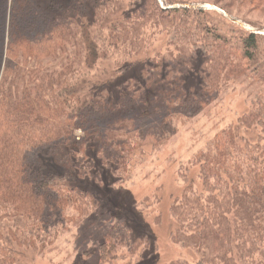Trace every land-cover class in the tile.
<instances>
[{"label": "trees", "instance_id": "1", "mask_svg": "<svg viewBox=\"0 0 264 264\" xmlns=\"http://www.w3.org/2000/svg\"><path fill=\"white\" fill-rule=\"evenodd\" d=\"M253 12L264 0H0V264L44 254L100 206L101 187L127 179L138 152L258 69ZM189 164L172 240L197 261L170 264H264V91ZM147 245L119 220L100 263Z\"/></svg>", "mask_w": 264, "mask_h": 264}, {"label": "rangeland", "instance_id": "2", "mask_svg": "<svg viewBox=\"0 0 264 264\" xmlns=\"http://www.w3.org/2000/svg\"><path fill=\"white\" fill-rule=\"evenodd\" d=\"M248 9L243 7V11ZM247 16L264 25L263 13L253 12ZM219 26L226 27L228 31L224 32L231 34L227 20L220 21ZM159 42L163 43L162 37ZM259 57L261 66L258 69L249 70L233 82L197 116L185 117L184 121L172 125L162 145L148 146L144 152H138L127 179L115 187H101L100 206L73 224L44 254L28 264H101L99 241L119 220L128 223L133 236H147L149 245L136 248L134 253L131 249L120 250L122 257L114 264H170L178 259L195 263L196 253L172 240L175 220L171 203L183 189L180 172L216 133L256 106L258 96L264 91V52ZM256 133H259L258 128H254L252 134ZM189 173L196 181L198 168L191 167Z\"/></svg>", "mask_w": 264, "mask_h": 264}, {"label": "water", "instance_id": "3", "mask_svg": "<svg viewBox=\"0 0 264 264\" xmlns=\"http://www.w3.org/2000/svg\"><path fill=\"white\" fill-rule=\"evenodd\" d=\"M194 7H197V8H211L212 6L211 5H208V4H202V5H194Z\"/></svg>", "mask_w": 264, "mask_h": 264}]
</instances>
